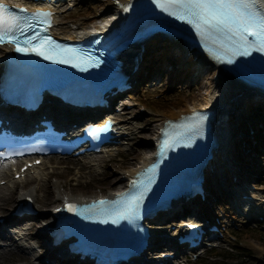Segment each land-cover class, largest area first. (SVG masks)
Here are the masks:
<instances>
[{
    "label": "bare ground",
    "instance_id": "obj_1",
    "mask_svg": "<svg viewBox=\"0 0 264 264\" xmlns=\"http://www.w3.org/2000/svg\"><path fill=\"white\" fill-rule=\"evenodd\" d=\"M18 1L24 2V0ZM100 1L102 2L101 13L91 19V25L89 26V28H98L100 26V22L104 21L106 18H108L114 13V6L112 4V0ZM72 5L73 4L71 3V0H68L67 4L66 0H62L58 3V5H54L53 7H51L55 11V26L52 29L53 34H56L57 36L60 35L69 38H75V36L79 35L81 32L84 31L85 22L83 20H65V16L62 15L63 12H65L66 8ZM5 50V48H0V54H3ZM192 57V54H188V50L183 46L181 41L169 39L165 36H161L158 34H155L151 39L144 41L142 44H140V46H135L127 50V52L124 54L123 58L128 70H131L134 65L138 66L137 72L132 76V78H134L135 80L134 90L137 89L138 85H140L143 81L154 83L155 78L162 76V74L159 73V70H166L168 73H170L169 76H171V84L169 87H171L173 85V82H176L178 79H185V77L187 76V74L184 75L185 70L192 71L194 77H196L199 73L205 72L204 76H202V79L199 80V82L203 84L205 83L206 90L204 96L202 98H199L197 102L193 101L187 106L181 107L180 109H173L169 112L156 111L154 113V119L150 122L149 126L144 125L141 128L142 131L145 132L146 130L151 134L146 140L147 148L142 151L141 154L138 156L136 162L132 165L133 167H121L119 168V170L116 167L117 170L113 169L112 173H117L116 178L114 179V186L120 187L121 183L124 180H127V178L135 171L137 166L145 165L149 161V155H151V151H154V149L151 148L153 142L152 140L155 137H158V130L165 120H175L181 114L189 113L194 109H204L209 104L210 97L212 98L213 96L216 97L212 103L216 105L215 128L217 131V139L220 144L215 149L214 158L212 159L208 168V170L212 168L213 173H207V175L212 174V182L217 186L219 181V187L217 186V189H213L211 185L206 183L207 201H204L202 204L197 203V205L208 210L210 209L209 202L211 203V200H214V202L219 203L217 208L218 211L226 212L224 213L225 217L228 220H231L232 216L234 217V212H230V208L233 210V206H235V208L243 206V210L246 211V203H249L248 200L243 199L242 201H240L239 197H232L233 186L231 185H237L238 182H240V184L238 185L242 186V188H245L246 182H243L244 178L253 175L249 172L250 170L248 168L243 167L245 169L239 170L238 165L233 162V155L232 157L230 156V152L235 149V147H233L235 144L234 126L236 125V123H238V120L240 119L239 116L240 114H242L243 110L246 109L249 112V105L251 104V101L259 100V106H263L264 108V99H261L262 101L260 99H257L254 94H252L251 89H248L239 83H235L234 81L225 79L224 77L218 79L216 77V70L212 69L211 63L205 58V56L201 58L198 57V59L196 60H193ZM158 59H162L164 61L163 64H161L160 66H157L156 63ZM180 72L182 73V76L178 77V74ZM194 80L195 78L192 79V81ZM197 88H200V85H198ZM158 90L159 87L147 89L144 88L142 90L143 96L148 99L152 94H155ZM188 94L191 93L189 92ZM216 101L217 103H215ZM124 103L125 102H123V104ZM250 113L251 114L248 117H251L253 114L256 115V117L252 120V124H254L256 120L257 122L252 126V129L254 130V136L258 139V145L257 147L253 148L251 147L249 141L247 146L249 147V151L251 153H253L254 149L255 151H258L260 154H262L264 153V147L262 148L261 144L264 140V136L258 135V132L260 130H264V113L261 108H259L258 111L254 110ZM111 114H115V120L117 121L116 125L119 128V133L122 134L123 137L120 139V145H117L114 148L108 150L107 153L110 156V160L115 158V153L122 152L124 149H126L127 146H129V144H131V141L128 140H131L134 137L132 135L134 133L133 131H135L136 129L133 117L131 119H129L128 117H124V114H126L125 109H123L122 113L112 112ZM89 123L98 124L99 122L89 121L87 124ZM252 139H254L253 136ZM140 149L142 148L133 145L131 146L129 151H132V153L134 152L135 155L136 153H138V151H140ZM132 157L133 156H131V158ZM243 159V162H245L246 164L251 163V160L248 159L246 155H243ZM103 160L104 159H100V156L98 155L95 156V158H90L82 161V164L87 165V163H92V168L98 172V175L95 174V177H99L101 175L106 174L104 170L99 169L101 163L107 164V161ZM59 161L61 160H53L51 158L43 160L40 166H37L33 169H28L25 172L24 177L19 180H15L13 178V173H10L8 178V172L6 169L0 171V181H6L4 185H0V244L4 245L0 247L1 257H5L6 254H9L10 251H20L22 254L21 259L25 261V264H34V262L37 264H66L64 260H60L59 258L55 257V251H52L51 254L43 251H37L38 253L35 252L36 249L39 248L38 243H40L41 241L39 235L43 234V229H39L38 227V230L34 234L33 229L41 221L38 222L35 220H31L30 218L26 219L25 217H22L20 220H16L11 216V214L4 213L5 208L14 197L15 203L23 202L26 198H31L32 202H39L42 205L50 203L48 206H46L48 207L47 212L45 210H42L41 212L42 214L48 215V212L54 206L61 203L63 199H73L81 201L99 195L98 193H91L89 195H84L81 193L74 195H65L62 192L50 189L47 185V178L50 177L49 171L51 173H56L54 167H58V164L63 163ZM120 162L123 164L124 159H122ZM229 162L232 165L231 173L235 175V180H233V175L230 174V167L228 168L227 166L228 164L230 166ZM47 169L49 170L46 171ZM219 172H221V175L218 174ZM114 180H112L111 182L113 183ZM29 182H35L36 185H24L25 183ZM220 182H222L223 185H220ZM18 188L19 190H17ZM240 202L243 205H240ZM257 207H260V205L255 204L254 210L252 211L258 213ZM169 214L172 213L168 212L166 214H158L153 220L151 227L154 228L156 226V228L168 230L170 224H165V219ZM249 215H251V213ZM248 218L250 219V216ZM224 222L225 219H222L221 223ZM6 229L8 230V232L6 231ZM155 233L157 234V232ZM155 245L156 240L153 238L150 239L148 250L150 251L152 248L155 247ZM158 253H164V251L161 250L158 251ZM1 257L0 260L3 259Z\"/></svg>",
    "mask_w": 264,
    "mask_h": 264
},
{
    "label": "rangeland",
    "instance_id": "obj_2",
    "mask_svg": "<svg viewBox=\"0 0 264 264\" xmlns=\"http://www.w3.org/2000/svg\"><path fill=\"white\" fill-rule=\"evenodd\" d=\"M73 3L74 7L69 10L67 9L66 13L62 14L65 16V20L80 19L85 22V27H89L91 25V19L101 13L102 2L100 0H74ZM163 62L162 59H158L156 61L157 66H160ZM159 73L162 74L161 80L155 81L153 85L149 83H145V85L142 84L138 90L130 95L131 97H127V99L124 100L125 102L130 103L129 105L123 106L126 110L124 117H128L129 119L133 117L134 124L136 125V129L133 132L136 134L133 133L132 136L134 137L131 140H128L131 141V144H129L126 149L120 153H115V160H110L108 154L100 155V159H104L103 161L106 160L107 164L101 163L99 169L104 170L106 174L95 177V174L98 175V172L92 168V163L83 165L82 161L84 160L81 159H60L61 161L59 162L63 163L55 169L56 173H51L49 171L50 177L47 178V185L50 189H53L54 191L57 190L65 195H74L78 193L89 195L91 193L107 194L110 191L119 188L118 186H114V179L116 178L117 173H112L113 169H116V167L118 170L121 167H133L132 165L136 162L138 156L147 148L146 140L151 134L146 130L145 132L142 131V126H149L150 122L154 119L153 115L156 111L169 112L173 109H180L193 101L197 102L198 99L202 98L205 94V83L203 84L199 82L205 72L199 73L194 77L192 71L185 70L184 75L187 74L185 79H178L176 82H173L171 87H169L171 84L170 73L166 70H159ZM181 76L182 73L180 72L178 77ZM193 78H195L194 81H192ZM198 85H200V88H197ZM143 86L146 88L159 86V90L146 99L143 96V92H141ZM189 92L191 94H188ZM120 103L121 102H119V104ZM259 103V100L251 101L249 112L245 109L242 111V114H240V119L234 126L235 144L233 147H235V149L230 152V156L232 157L233 155V162L238 165L239 170L245 169L243 168L245 166H249V172L253 174L254 178H256V180L251 181V183L257 185V187H254L251 192L252 197L253 195L254 197L252 202H249L248 205L251 204L254 207L255 204H259L264 210V203H261V201H264V153L259 154L257 151L251 153L247 146L249 141L253 148L258 145V139L254 136V130L252 129V126L257 122L256 120V122L252 124V120L256 115L253 114L251 117L248 116L251 114V111H258L259 108H261L264 113V108L263 106H259ZM123 107L122 104L119 106V108L122 109ZM258 135L264 136V130H260ZM252 136L254 139H252ZM133 145L142 148L135 155L134 152L132 153V151H129ZM261 147H264V140ZM244 152H246V154H244ZM243 155H255L256 157H260V160L255 162L253 159L252 163L246 164L243 162ZM131 156L133 157L131 158ZM122 159H124L123 164L120 162ZM48 170L49 169L46 171ZM218 174L221 175V172ZM112 180H114L113 183L111 182ZM208 184L211 185L213 189H217V186L219 187V181L216 186L212 182L210 176ZM24 185L35 186L36 183L29 182ZM220 185H223V183L220 182ZM17 190H19V188ZM14 198L7 205L4 213L8 214V212L12 210ZM211 203L209 202L210 208H214L215 205L219 204L218 202H214V200H211ZM49 204L50 203L42 205L39 202H36L34 208L38 214L34 217H30V219L38 222L40 221L39 219H44L47 215L42 214L41 212L42 210L47 212L48 207L46 206ZM253 212L255 213V211H251V213ZM261 214L263 215L261 218H251L249 219L251 221H248L243 218V216L239 215L236 217L237 220L231 225L230 232H224L221 236L222 240L214 242L216 244L214 250L207 249L204 254H199L200 250H198L188 256L187 261H184L185 264H264V211L260 213V215ZM38 227H40V223L34 227L33 234L36 233ZM39 236L42 238L43 235L41 234ZM39 250L40 248H37L35 252L38 253L37 251ZM21 256L22 254L18 251H10L5 257L0 256L3 258L0 260V264H25V261L21 259ZM34 264L37 263L34 262ZM180 264H183V262H180Z\"/></svg>",
    "mask_w": 264,
    "mask_h": 264
},
{
    "label": "snow or ice",
    "instance_id": "obj_3",
    "mask_svg": "<svg viewBox=\"0 0 264 264\" xmlns=\"http://www.w3.org/2000/svg\"><path fill=\"white\" fill-rule=\"evenodd\" d=\"M153 3L168 15L192 26L199 36L227 43L239 55H250V47L264 52V0H153ZM50 15L21 16L0 4V44L11 43L17 53L40 56L54 63L79 61L72 49L61 48L51 37L33 31L37 17L47 20ZM28 32L32 35H27ZM250 36L255 38L254 43L248 40ZM228 63L232 60L229 59ZM107 203L101 200L86 210H96L98 205ZM66 207L72 211L75 206L69 204ZM99 210L103 211V208Z\"/></svg>",
    "mask_w": 264,
    "mask_h": 264
}]
</instances>
